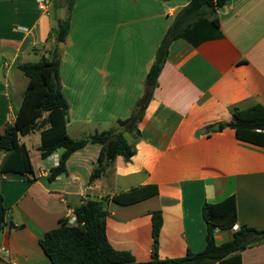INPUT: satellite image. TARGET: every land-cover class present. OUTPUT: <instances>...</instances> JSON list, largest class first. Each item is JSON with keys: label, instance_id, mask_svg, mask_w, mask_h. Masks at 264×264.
<instances>
[{"label": "crops", "instance_id": "0c3cea01", "mask_svg": "<svg viewBox=\"0 0 264 264\" xmlns=\"http://www.w3.org/2000/svg\"><path fill=\"white\" fill-rule=\"evenodd\" d=\"M188 3L75 0L68 10L61 0H51L42 11L37 0H0L1 133L14 123L28 84L18 66L52 58L65 18L70 28L61 47L60 77L69 103L68 134L80 139L117 128L138 102L146 104L136 128L125 133L135 149L132 159L118 156L93 182L101 146L75 151L66 175L50 180L55 166L51 155L41 158L40 132L20 137L33 171H0L5 222L13 224L0 232V264H52L40 240L62 219L75 223L73 211L82 205L104 219L111 245L130 251L137 262L151 260L153 211L162 213L161 260L204 249L205 202L234 195L237 228L264 229V148L238 140L232 128L212 129L230 122L235 106H264V0H230L217 9L218 37L197 45L185 38L172 41L146 102L145 81L158 47ZM32 151L44 162L36 166ZM4 160L0 152V163ZM144 185H156L158 194L131 205L113 200ZM231 234L218 232L217 243ZM240 255L242 264H264V242Z\"/></svg>", "mask_w": 264, "mask_h": 264}, {"label": "trees", "instance_id": "16d2710c", "mask_svg": "<svg viewBox=\"0 0 264 264\" xmlns=\"http://www.w3.org/2000/svg\"><path fill=\"white\" fill-rule=\"evenodd\" d=\"M71 9L75 0H61ZM230 0H189L176 14L174 21L162 39L154 64L146 77V102L157 86L158 75L166 60L172 41L185 38L197 45L204 39L218 37L219 25L216 10L226 6ZM70 28L69 19L58 24V41L65 42ZM61 55L58 46L51 59L34 63H23L18 69L28 79L16 119L0 132V152L5 160L0 163L1 172L31 173L33 171L25 145L20 137L39 131L41 135V158L61 151L59 165L50 170L49 179L66 175L69 157L88 144L101 146L97 166L90 182L100 178L118 156L129 162L135 154L125 133L136 128L145 100L138 102L129 118L118 121V127L96 132L74 139L67 132L69 103L65 98L60 77ZM231 121L222 122L221 128L235 130L236 138L244 143L264 148V106L257 103L248 108L233 107ZM158 194L156 185L135 187L113 197L120 205H131ZM75 223L62 219L59 226L47 231L40 240V246L52 264H242L240 252L264 242V229L237 224V202L234 195L217 203L205 202L202 217L206 223V245L200 252L187 251L180 258L161 260L158 256L159 236L163 220L160 211L151 212L152 238L151 260L137 262L130 251L115 249L106 235L104 219L91 205H82L73 211ZM6 208L0 196V232L5 226ZM230 231L231 237L217 243L218 232Z\"/></svg>", "mask_w": 264, "mask_h": 264}, {"label": "built area", "instance_id": "2783aa9c", "mask_svg": "<svg viewBox=\"0 0 264 264\" xmlns=\"http://www.w3.org/2000/svg\"><path fill=\"white\" fill-rule=\"evenodd\" d=\"M38 2V6L42 11H47L50 4H51V0H37ZM51 159L53 161L54 166H58L59 165V156L57 155H51ZM71 223V222H70ZM237 229V226L234 227V230Z\"/></svg>", "mask_w": 264, "mask_h": 264}, {"label": "rangeland", "instance_id": "374dc122", "mask_svg": "<svg viewBox=\"0 0 264 264\" xmlns=\"http://www.w3.org/2000/svg\"><path fill=\"white\" fill-rule=\"evenodd\" d=\"M62 44H64V42H59V44H58V48H59V50H60V55L62 54ZM34 61H36V60H34ZM70 133H71V135H72V132L70 131ZM32 156L34 157L33 159H34V163H36V166H38L39 165V163H43L44 161L43 160H40L39 158H35V153H34V151H32ZM8 222H10V221H8Z\"/></svg>", "mask_w": 264, "mask_h": 264}, {"label": "water", "instance_id": "95a60500", "mask_svg": "<svg viewBox=\"0 0 264 264\" xmlns=\"http://www.w3.org/2000/svg\"><path fill=\"white\" fill-rule=\"evenodd\" d=\"M63 45V44H62ZM61 45V46H62ZM220 128V125L219 124H216V125H214L213 127H212V129H214V130H218Z\"/></svg>", "mask_w": 264, "mask_h": 264}]
</instances>
